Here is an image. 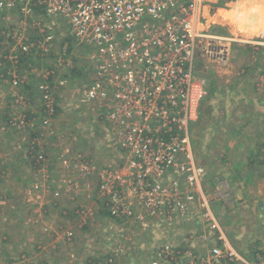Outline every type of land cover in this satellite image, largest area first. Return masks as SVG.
Masks as SVG:
<instances>
[{
  "label": "rangeland",
  "instance_id": "374dc122",
  "mask_svg": "<svg viewBox=\"0 0 264 264\" xmlns=\"http://www.w3.org/2000/svg\"><path fill=\"white\" fill-rule=\"evenodd\" d=\"M237 1L184 0L194 54H155L177 59L173 92L126 84L143 66L62 20L0 14V264H264V167L245 150L264 143V0L235 36L220 15Z\"/></svg>",
  "mask_w": 264,
  "mask_h": 264
},
{
  "label": "built area",
  "instance_id": "2783aa9c",
  "mask_svg": "<svg viewBox=\"0 0 264 264\" xmlns=\"http://www.w3.org/2000/svg\"><path fill=\"white\" fill-rule=\"evenodd\" d=\"M183 4L184 0H0V14H19L21 18H28L32 14L43 13V17L62 20L69 33L82 44H95L92 46L102 53H120L133 63L142 65L138 71L126 72V84L132 86L145 83L147 78H162L169 83L168 90L173 92L177 89V59L168 61L160 70L163 66L158 67L160 59H156L155 54L173 46L175 52L192 56L196 39L202 37L193 25L177 26V22L185 18L182 13H177ZM167 15L171 18L176 16L177 20L170 22ZM156 22L164 24L153 28ZM48 31V36H52V28ZM145 70H150V76ZM187 116L193 117V110H188ZM169 150L176 152L177 144L173 143ZM105 190L106 186H103L100 193ZM107 197L113 202L118 198L114 194ZM110 210L114 216L119 211Z\"/></svg>",
  "mask_w": 264,
  "mask_h": 264
},
{
  "label": "crops",
  "instance_id": "0c3cea01",
  "mask_svg": "<svg viewBox=\"0 0 264 264\" xmlns=\"http://www.w3.org/2000/svg\"><path fill=\"white\" fill-rule=\"evenodd\" d=\"M246 2H248V1H244L242 3L241 1L238 0L235 8L232 9L231 11H229V14L225 18H224V16L226 14L220 15L221 22L224 23V25H227L229 28H231L234 31L235 36H237V35L239 36L238 32H239V28H240V23L237 20H238V16H241L242 6H250L251 4L255 5L257 3V0H250L251 3L248 4V5L246 4ZM226 12L228 13V11H226ZM31 18L32 17H30V19ZM27 19H29V18H26V20ZM232 20H233V22H232V25H231L230 21H232ZM236 21H237V23H236ZM262 104H263V102H261L259 104V106L261 108H262ZM261 116H263V119L257 118L256 120H253L255 126L256 127H260V129L257 131L258 134L262 133V131L264 130V113L261 114ZM225 124L227 125V122H225ZM226 125L223 127V131L228 133L227 127L229 128V126H226ZM237 134L240 135L239 136V141L245 142V143L247 142L249 137H251L250 133H248V132L244 133L242 128H237ZM241 146L242 145H239V147H241ZM245 150L246 151H250L248 157L250 159V162L252 163L253 160H256L252 154L260 156L261 155L260 151L264 152V143L256 141L255 143H253V146L252 145H248L247 149H245ZM258 159H261V161H264V158H260L259 157ZM248 166H251L250 163H248ZM260 169L258 170L259 171L258 174L260 173Z\"/></svg>",
  "mask_w": 264,
  "mask_h": 264
},
{
  "label": "trees",
  "instance_id": "16d2710c",
  "mask_svg": "<svg viewBox=\"0 0 264 264\" xmlns=\"http://www.w3.org/2000/svg\"><path fill=\"white\" fill-rule=\"evenodd\" d=\"M56 104V103H55ZM56 111H57V109L56 110H54V113H53V115L52 116H56ZM261 153H262V151H261ZM253 155V154H252ZM263 155H264V152H263ZM256 160H253L252 161V163H250V168H252V170H254V173L255 172H258V170L261 168V167H263L264 166V161H261V159H258L259 158V156L258 155H255V157H254ZM7 163H9V162H7ZM112 216H113V214H111Z\"/></svg>",
  "mask_w": 264,
  "mask_h": 264
},
{
  "label": "clouds",
  "instance_id": "9594fccd",
  "mask_svg": "<svg viewBox=\"0 0 264 264\" xmlns=\"http://www.w3.org/2000/svg\"><path fill=\"white\" fill-rule=\"evenodd\" d=\"M109 214H110V212H109ZM224 262V261H223Z\"/></svg>",
  "mask_w": 264,
  "mask_h": 264
}]
</instances>
